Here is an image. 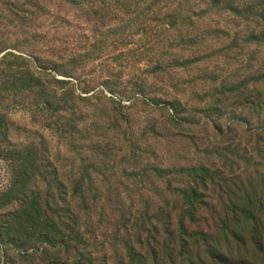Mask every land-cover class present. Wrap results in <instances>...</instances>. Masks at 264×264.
<instances>
[{"label":"rangeland","instance_id":"obj_1","mask_svg":"<svg viewBox=\"0 0 264 264\" xmlns=\"http://www.w3.org/2000/svg\"><path fill=\"white\" fill-rule=\"evenodd\" d=\"M103 2L0 0V264H264V29Z\"/></svg>","mask_w":264,"mask_h":264},{"label":"trees","instance_id":"obj_2","mask_svg":"<svg viewBox=\"0 0 264 264\" xmlns=\"http://www.w3.org/2000/svg\"><path fill=\"white\" fill-rule=\"evenodd\" d=\"M112 1L118 6L122 3L124 4V8H131V5L134 4L136 8H141L143 6V0H104L102 5L104 7H110ZM166 8H182L181 2H175V0H166ZM193 6H189L188 8H201L207 7L210 8L212 5L215 7H219L223 12L227 13L231 21H242L246 23L256 24L258 28L264 29V8H254L250 7L247 2H251V0H189ZM257 1V0H255ZM110 3V4H109ZM156 6V3L150 4V7ZM10 8H17L18 5L15 3H11L9 5ZM248 39L251 41L250 43H260L264 45V31L258 36L255 34H251ZM245 217L249 220H252L250 213L243 211L242 212ZM19 214V213H18ZM37 214V213H36ZM23 215L29 216V213L23 212ZM32 217V216H31ZM37 218L36 229L40 234V238H45L43 233H49L51 237H54L58 242L55 243H63L65 236L60 227L59 221L49 220L43 222L40 216L36 215ZM29 218V217H28ZM188 224L186 219H180L177 222L178 229V239L179 247L181 250L182 256L187 255V248L191 241H195V244L198 246V249L203 250L204 253L210 254L212 259L215 260L216 255L219 254L217 251L210 250L212 246V236H205L203 234H188ZM50 237V239H51ZM228 264V263H227Z\"/></svg>","mask_w":264,"mask_h":264}]
</instances>
